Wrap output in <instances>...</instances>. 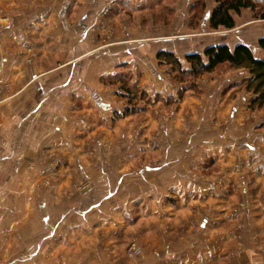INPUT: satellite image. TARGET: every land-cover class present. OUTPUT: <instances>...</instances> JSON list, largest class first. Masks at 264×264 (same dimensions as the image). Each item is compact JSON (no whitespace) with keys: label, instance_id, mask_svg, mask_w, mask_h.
I'll list each match as a JSON object with an SVG mask.
<instances>
[{"label":"rangeland","instance_id":"1","mask_svg":"<svg viewBox=\"0 0 264 264\" xmlns=\"http://www.w3.org/2000/svg\"><path fill=\"white\" fill-rule=\"evenodd\" d=\"M166 2L165 6L155 8L154 25L161 24L158 19L162 16L166 19L162 23L166 25L170 24L168 18H174L177 0ZM252 2L258 11L264 9V0ZM216 5L217 0L208 9L213 11ZM186 9L189 28L199 30L208 10L207 0H188ZM15 10V7L0 6V105L12 101L15 111L33 114L30 107L23 110L20 102L27 98L30 105L32 98H38L48 107H54L52 113L59 111L58 105L65 104L73 118L80 120L86 113V119L90 113L93 120L91 129L81 121L78 123L84 128L76 140H84L85 144L76 145L74 149L72 145L59 149L46 145L38 152H29L20 137H14L10 147L15 150L4 151V138L0 135V264H191L185 261L187 255L188 259L190 255L200 257L195 264H202L210 248L206 252L186 248L185 242L179 240L187 228L183 220L179 222L178 215L176 222V218L171 217L187 198L199 197L196 182L221 172L215 157L206 152L205 141L221 137L219 131L223 129L226 135L237 139L244 136L242 130L246 126L253 131L264 130V105H252L254 94L245 83L248 71L224 63L212 72L192 77L182 73L180 68L161 62L157 55L155 65L149 60L145 62V67H150L146 70L140 68L141 62L137 64L122 56L114 70L91 72L98 87L75 88V93L69 90L72 87L57 88L51 84L40 87L31 86L32 83L21 88L17 86L21 73L18 65L29 67L47 57L38 53L33 40L6 37L4 25ZM245 10L249 12L246 16L249 22L226 34L224 43L231 47L246 44L260 57L263 51L259 39L264 37V19L257 18L251 8L242 9ZM100 20L93 22V44L100 40L97 36ZM173 53L182 62V69H187L185 56ZM4 63H10L5 70ZM101 64L110 65V61ZM23 73L26 77V72ZM27 73L31 81L39 72L27 70ZM22 89L26 93L21 94ZM84 94L91 96V103L85 100ZM230 111H235L234 119L229 117ZM169 122L173 124L171 129ZM232 125L235 132L229 129ZM169 147L171 151L164 150ZM192 148L204 156L202 162L190 163L180 171L178 161L190 156ZM7 153L11 154L9 158L4 157ZM164 158L175 161L177 175L174 171L171 177L161 172ZM155 167L161 168L153 170ZM179 171L183 172L181 179L187 181L186 184L181 182L180 185ZM218 185L221 190L225 189L226 195L233 189L229 186L228 191L222 180ZM59 186L66 202L71 198L76 199L78 206H98L85 219L76 212L73 216L65 215L62 226L55 230H51V225L47 230L39 229L45 227L41 225L45 208L41 209L38 203L43 200L51 205L50 190ZM151 198L160 206V209L155 208L159 212L153 221L149 218V211L153 209L146 207ZM163 206L172 207L169 217L162 216ZM234 211L231 210L220 234L238 232L243 226L242 220L248 216ZM218 217L224 218L223 215ZM204 218L203 223L208 224V216ZM163 219L171 221L166 225ZM257 235L253 232L252 238ZM172 239L175 241L168 242ZM232 253L243 254L242 246L236 245ZM223 260H227L226 257Z\"/></svg>","mask_w":264,"mask_h":264},{"label":"crops","instance_id":"2","mask_svg":"<svg viewBox=\"0 0 264 264\" xmlns=\"http://www.w3.org/2000/svg\"><path fill=\"white\" fill-rule=\"evenodd\" d=\"M166 1L168 0H0V6L17 8L11 20L5 22L6 37L25 39V41L33 40L38 53L41 52L42 56L47 57L46 60L42 58L25 68H20V63L18 71L21 73L17 86L26 88L32 83L31 86L40 87L49 84L57 88L68 86L72 87L69 90L74 93L75 88L98 87L99 84L96 79H93L91 72L114 70L117 67L115 64L122 56L129 60L131 58L137 64L141 62L143 65H140V68L146 70L150 67H145V62L149 60L152 65H155L156 55L160 50H169L184 56L190 52H203L209 45L226 42L224 41L226 34L249 22V18H246L249 12L246 10L242 11L241 15L232 12L235 27L211 28L209 22L212 9L208 7H213L215 0H207L208 10L205 12V21L201 28L195 31L187 24L188 0H177L174 5L177 8L174 18H168L167 21L170 24L162 23L166 22L165 17L162 16L158 19L161 24L154 25L155 8L165 6ZM98 19H101L97 28V36L100 40L93 44L92 26ZM95 56L98 57L93 59ZM106 60L110 61V65L101 64ZM7 65L10 63L3 64L4 70ZM27 70L39 73L33 75L31 81H28ZM23 71L26 72V77H23ZM79 72L84 73L79 75ZM23 92L24 89L21 94ZM37 92L43 94L41 91ZM59 92L57 90V94ZM83 97L91 103L90 95L84 94ZM20 103L23 110L30 107L35 114L15 111V107L12 109V101L3 102L0 105V135L4 138L2 147L4 151L15 150L10 147L14 137H20L21 143L26 144V150L29 152H38L46 145L56 146L58 149L69 148V145H72L73 149L76 145L84 146V140H76L81 129L84 128L78 123L81 121L83 126L89 128L93 120L90 113H87L86 119L85 113L82 118H79L80 120H77L70 116L69 107L67 108L65 104L58 105L59 111L52 113L51 109L54 107H48L47 103L44 104L38 98L34 100L32 98L30 101L32 106L27 102V98ZM41 107L42 112L39 111ZM229 117L234 119L235 111H230ZM171 127L173 124L169 122L168 128L171 129ZM229 129L235 132L234 125ZM242 131L244 136L240 137L241 139H237L234 135H226L223 129L219 131L222 134L221 137L214 140L215 142L205 141L206 152L215 157L216 166L221 168V172L196 182V189L199 191L196 195L199 197L196 200L187 198L186 202H182L185 203L183 206L181 204L178 209H174L176 213L171 212V206L162 208V216L165 218L173 213L172 219L178 215L179 222L183 220L182 223L187 230L185 235H180L179 242H185L186 248L194 247L198 252L207 251L210 248L206 256L207 260H201L202 264H217L224 257L227 260H223L222 264H264V130L253 131L250 126H246ZM87 132L90 134L89 131ZM196 148H192L187 158H180L178 161L180 171L185 170L190 163L202 162L204 156L198 154ZM164 150L171 151L172 148ZM10 155L7 153L4 157L9 158ZM79 162L84 164L81 160ZM174 167H177L175 161L172 163L171 158H164L161 172L171 177L174 171L173 173L177 175ZM160 168L155 167L153 170H160ZM180 171L178 172L180 185L181 182L186 184L187 181L181 179L183 172ZM221 180L226 184L228 191L233 183L231 186L233 189L231 193L227 192L228 195L225 189L219 188L218 184ZM60 189L61 186L50 190L51 205L50 203L47 205L43 200L38 203L41 209L45 208V212L43 210L44 213L41 214V225L45 227L39 229L47 230L51 225V230H55L62 226L65 215L73 216L76 212L85 219L88 214H92L93 208L98 206L96 204L89 206L79 204L78 206L76 199L71 198H68L66 202ZM150 200L146 207L153 209L149 211V218L153 221L154 218H158L159 212L155 208L160 206L156 205L155 198ZM195 206L198 209L194 210ZM233 209L237 210L234 213L248 217L243 218V226L238 232L220 234L222 225L229 219ZM218 215H223L224 218H217ZM204 216L211 218V220L207 218L208 224L203 223ZM164 219L163 224L172 220ZM253 225L258 226L257 229L253 228ZM253 232L258 234L257 237L252 238ZM174 241L172 239L168 242ZM236 245L242 246L243 254L233 255V248ZM257 248L260 250L257 251ZM190 256L189 259L188 255L186 257L187 263L195 264L201 259L194 255Z\"/></svg>","mask_w":264,"mask_h":264},{"label":"trees","instance_id":"3","mask_svg":"<svg viewBox=\"0 0 264 264\" xmlns=\"http://www.w3.org/2000/svg\"><path fill=\"white\" fill-rule=\"evenodd\" d=\"M245 8L253 9L257 18L264 19V9L258 11L252 0H217L210 17L211 27H235L232 12L240 14ZM259 46L263 51L260 57L256 56L250 46L243 43L234 47L225 43L209 45L203 52H190L185 55L187 69H182V62L171 51L160 50L157 57L161 62L180 68L182 73L192 77L212 72L224 63L235 68H244L249 73L245 81L246 87L254 94L252 105L261 107L264 105V37L259 39Z\"/></svg>","mask_w":264,"mask_h":264}]
</instances>
